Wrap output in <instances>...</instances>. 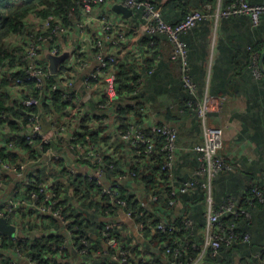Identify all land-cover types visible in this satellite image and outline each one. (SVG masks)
I'll return each instance as SVG.
<instances>
[{"label":"built area","instance_id":"obj_1","mask_svg":"<svg viewBox=\"0 0 264 264\" xmlns=\"http://www.w3.org/2000/svg\"><path fill=\"white\" fill-rule=\"evenodd\" d=\"M111 1L130 9L131 17L112 20L102 10ZM205 9L190 11L182 23L171 27L162 20L153 0H82L81 21L72 31L53 16L28 17L22 32L7 40L6 47L21 48V53L18 65L0 68V74L9 78L19 73L9 85L8 108L0 109V220L14 228L11 236L0 233V264H96L101 256L111 264H152L149 249L139 246L134 255L127 243L129 233L120 230L126 229V219L139 233L174 231V226L163 220L154 226L137 222L122 192L123 187L139 183L131 167L146 161L151 167L156 154L161 155L166 184L159 194L148 196L152 203L161 195L170 199V207L181 208V195L197 189L205 194L202 244L197 243L195 222L183 214L185 237L174 247L163 246L159 262L202 264L206 254L216 258L222 246L236 242L238 221L250 216L233 197L219 205L212 199V181L220 173L231 171L232 166L219 155L223 134L207 124L206 101L195 102L201 141L183 148L192 154L197 167L182 179L177 174L181 147L176 125L153 112L147 100L136 97L144 77L138 78L133 92L120 93L115 73L108 70L125 53L138 49L142 37L165 35L171 45V60L179 62L184 85L195 94L186 74V45L180 34L202 20L217 22L229 16H248L257 26L264 14V2L250 5L246 0H229L224 7L222 0H217L213 6L205 4ZM90 20L99 24L97 36L86 30ZM64 36L71 38L68 44ZM67 48H72V54L59 65L57 73H51L45 51L58 56ZM53 94L59 95L63 111H55ZM20 108L26 110L24 117L18 115ZM137 108L142 113L140 119ZM126 109H133L137 116L128 115L126 127L120 128L119 113ZM85 118L90 119V130L109 141L107 147L94 143L88 135L81 136ZM149 133L163 144L158 147ZM1 153L16 155L20 160L10 162ZM78 178L92 183L96 193L91 192L90 197L94 196L85 204L64 203L59 187L70 188V182ZM254 195L264 202V187L255 189ZM138 201L141 208H148L143 198ZM86 206L91 208L93 218L84 213ZM77 215L87 225L83 234L75 223ZM86 229L92 235H87ZM246 240L248 237L243 236L241 241ZM188 247L197 252L194 257L186 252ZM232 264H241L236 255Z\"/></svg>","mask_w":264,"mask_h":264},{"label":"trees","instance_id":"obj_2","mask_svg":"<svg viewBox=\"0 0 264 264\" xmlns=\"http://www.w3.org/2000/svg\"><path fill=\"white\" fill-rule=\"evenodd\" d=\"M160 1V0H159ZM217 0H166L163 4L162 10H160L162 20L171 27H176L182 23L188 13L192 10L199 9L205 11V4L210 3L215 5ZM229 0H222V4L225 7ZM250 5L261 4L264 0H246ZM155 3V2H154ZM157 6V2H156ZM82 0H0V68L6 66L8 69L18 65L20 63L21 48L6 47V42L11 37L22 32L25 25V20L28 17H40L46 18L53 16L57 21L62 23L67 28H72L79 23L81 17ZM103 8V6H102ZM210 21L202 20L197 26L181 33L179 38L186 45V74L190 82L195 87V94H191L184 85L182 74L180 73V64L178 63L179 75L176 77L175 71L169 64L171 61V45L168 42L165 35H156L153 37L144 36L138 42V49L133 48L132 51L124 54L123 58L117 63L109 66V71L115 73L117 82L119 85L120 93L133 92L135 87L138 86V78L144 77L142 81L140 93L136 95L137 98H146L149 103H154L156 97L166 96L171 100V104L164 109V120L176 125L178 120L184 118H190L195 131L201 133V125L197 118L195 102L201 100L204 94V56L198 54H192V45L190 36L196 31H201L202 26ZM224 25L225 33L222 36L225 40L231 38L233 44H230L229 48L223 45V41L219 42L218 39V64L212 65V76L208 93L221 94L225 93V90L220 89L221 86H215L217 80H221L223 77H227L223 81L224 87H230L233 79L239 77L242 80V90L249 93L247 99V114L242 117V120L246 126L254 129L252 140H261V144H264V133L261 128L264 127V77L258 66V59L264 50V14L260 16V21L257 26H253L250 17L248 16H229L219 20ZM204 30V27H203ZM202 35L203 31H202ZM218 38L220 37L217 35ZM211 37V35H209ZM64 42L68 44L70 41L67 36L63 37ZM94 53V49H91V54ZM76 54V52H75ZM84 53L80 55L83 57ZM196 61H200V65L196 67ZM174 65H176V62ZM153 70V71H152ZM1 71V69H0ZM152 71L150 74L147 72ZM198 73H202L203 79L201 82L197 81L194 76ZM0 74V109L8 108L7 102L10 101L11 96L8 91L9 85L12 79L19 76V73H13L11 76ZM254 85H258V91L255 92ZM28 89L32 88V85L26 86ZM253 95H256L253 98ZM191 102V104H190ZM54 109L56 112H61L65 109V106L61 103L59 95L53 94ZM139 115V119L142 118L140 108L136 109ZM133 109H126L119 113L120 128H125L124 123L128 115L137 116ZM18 115L25 116L26 110L20 108ZM89 118H85L82 123L83 133L82 137L88 135L92 138V141L99 144L102 148L107 147L109 141L105 138L100 139L97 132L89 129ZM153 140L156 141V145L160 147L163 142L154 133H149ZM179 141V140H178ZM195 143V142H194ZM191 143V144H194ZM103 144V145H102ZM197 144V143H196ZM2 158L7 159L10 162H16L20 160V157L16 155H4L1 153ZM194 157L192 154L185 155L184 161L187 163L192 161ZM153 163L150 167L148 161L144 162L142 166L131 167L137 175L138 184L143 187V199L149 203L151 213L149 209L141 208V205L135 197V193H129L128 187H123L122 192L128 200L129 207L134 211V217L139 223H150L154 226L155 223L163 219H157L160 214V209L164 212L170 211L168 223L174 226L173 232L161 233L152 230H146L150 236L153 246L158 247L159 253H163V246L174 247L176 241L184 239L186 231L181 223V216L174 217L173 209L170 207V199L160 195V198L152 203L148 198L149 195L159 194L165 189V179L161 172V155L156 154L152 159ZM195 161V160H194ZM194 163V162H193ZM192 165L194 169L197 167L195 162ZM186 165V164H185ZM177 174L182 176V179H186L189 176L182 175L177 169ZM232 174L231 171H225L220 173L216 178L227 179V176ZM214 186L215 179L212 181ZM74 190V198L78 201H82L85 204L90 198V193H96L94 185L87 180L78 178L72 183ZM137 186V185H136ZM263 185H259L258 182L249 181L246 182L240 189L238 203L240 206L248 210L249 218H243L238 221L237 228V240L231 246H222L220 254L216 258H210L214 264H232L234 256L236 255L241 264H264V216L263 221L258 223L256 221V215L259 217L264 214V202H260L258 199H254V190L261 189ZM90 191V193H89ZM228 197L236 199L234 193H228L224 199H217L212 194V199L216 205L221 204ZM181 202L185 204V216H188L195 222L196 226V239L200 233L198 226L203 223V214L205 212V194L200 189H197L191 193L181 195ZM251 199H254L251 202ZM95 203H100L95 200ZM160 206V207H159ZM76 224L79 227L80 233L83 234L84 228L87 225H83L81 216H76ZM89 221V220H88ZM248 237V240L242 242V238ZM132 252H136L135 246H131ZM188 255L194 257L197 252L190 247L186 249ZM151 253V252H150ZM155 255L153 251L151 253ZM153 259V258H152ZM161 264L158 261H155ZM96 264H111L106 257L101 256Z\"/></svg>","mask_w":264,"mask_h":264},{"label":"crops","instance_id":"obj_3","mask_svg":"<svg viewBox=\"0 0 264 264\" xmlns=\"http://www.w3.org/2000/svg\"><path fill=\"white\" fill-rule=\"evenodd\" d=\"M157 2V7L162 10L164 6L163 0H153ZM119 4V2L111 1L106 2V4L103 5L102 10L109 13V16L112 20L120 21L124 18L121 14L114 13L112 11L113 6ZM208 23H206L204 26H202L201 31H196L193 35L190 36L191 45H192V54H198L200 56H204V94L202 96V99H204L208 105L209 114L208 117L211 119V124L209 126L216 127L219 124H221V128H219L222 131V134H224L223 139V147L219 151L220 157L226 159L230 165L232 166V174L227 176V179H218L215 178L214 186H212V192L211 194L215 195L217 199H224L225 196L228 193H234L236 196V199H239L238 193H240V189L243 187V185L246 182L254 181L258 182L259 185H263L264 183V144H261V140L258 141L252 140L254 129L252 127L246 126L242 120V117L247 114V99L249 97V93L242 90V80L239 77H235L230 85V87H224L223 81L227 79V77L221 78V80H217L215 82V86H221L220 89L225 90V93L216 94V93H208L210 82H211V76H212V65L218 64V39L219 42L223 41V45L226 48L230 47V44H233V40L231 38H228L225 40V37L222 36L223 33H225L224 25L219 21H214V19H209ZM200 28V26H197ZM204 27V30H203ZM99 24L95 20H90L88 23L87 31L90 33V35L97 36L99 33ZM202 31L203 34L202 35ZM211 35V37H209ZM219 35L220 37L218 38ZM260 59V56H259ZM258 59V63H259ZM169 64L172 66V68L175 71L176 68V77L179 75L178 70V63L176 61V65L173 64L175 61H171ZM196 67L200 65V61H196ZM259 66V64H258ZM263 69H264V61H263ZM261 74L264 77V73ZM194 78L201 82L203 79L202 73H198L194 76ZM255 92L258 91V85H254ZM256 95H253V98H255ZM161 98H169L166 96H158L156 97V101L154 103H151L149 108L155 112L157 115L162 117L164 116V109L160 110L158 109L160 103L158 102ZM145 100H147L144 97ZM170 99V98H169ZM148 101V100H147ZM166 107V106H165ZM164 107V108H165ZM176 126L179 128V145L181 147V156L179 158V161L177 163V169L179 172L184 176H190L191 173L194 170V166L192 161H188L185 163L184 157L185 155H188L185 153L183 148L188 147L191 145V143H194L196 141L201 140V135L199 131H195L194 125L190 118H184L182 120H178L176 122ZM217 128V127H216ZM264 133V127L261 128ZM194 135L191 137H186L184 135H189L193 133ZM189 142V143H188ZM188 143V144H186ZM190 155V154H189ZM193 163V164H194ZM186 164V165H185ZM73 182H70L71 187L67 188L65 186L59 187V192L61 193V198L64 203H71L78 201L74 198V188L72 186ZM213 184V183H212ZM130 189L128 192L135 193L136 199H142L144 197L143 190L140 189L143 186L138 184L133 187V184L131 183ZM263 187V186H262ZM90 193V191H89ZM94 196V195H93ZM92 196V197H93ZM92 199V198H90ZM88 206L85 207L86 211H84L85 214L91 216L93 218V212L90 209H87ZM160 207V206H159ZM151 213H154L153 210H151V207L148 206V208ZM173 209V215L172 219L176 216H181L184 213L188 215L185 211V204L182 203L181 208L180 207H174ZM171 214L170 211L164 212L160 209V214H158L157 219H163L168 220L169 215ZM263 215H260L259 217L256 215V221L258 223H261L263 221ZM204 218V215H203ZM170 219V218H169ZM125 223L126 229H121L120 231L123 233H129V236L127 238V243L131 246H135L136 252L133 254H137V248L139 246L143 247L144 249H149V251L152 253L155 252V255H152L153 262L152 264H158L155 261L159 262V259H161V253H159L158 247H155L151 245V239L150 236L147 234L146 231H143L141 233L135 231L133 225L126 221V219H123ZM205 220H203V223L201 226H198L200 229V233L197 238V243L200 245L202 244L203 238L205 236ZM127 227L129 229H127ZM90 229H95L93 226H90ZM86 229L85 232L87 235L90 234L89 230ZM96 242V241H95ZM96 245H98V242H96ZM132 249V248H131ZM204 263L202 264H214L212 260L210 259L209 255L206 254L203 259Z\"/></svg>","mask_w":264,"mask_h":264},{"label":"water","instance_id":"obj_4","mask_svg":"<svg viewBox=\"0 0 264 264\" xmlns=\"http://www.w3.org/2000/svg\"><path fill=\"white\" fill-rule=\"evenodd\" d=\"M112 11L117 14H121L124 19H128L132 15V11L122 4H117L113 6ZM72 54V48H67L62 51V53L58 56H52L48 51H45L44 57L48 61V69L51 73H57L58 67L61 63L66 61L67 58ZM263 61H264V50L262 51L259 59V69L264 73L263 69ZM0 233L4 235H12L14 233V228L8 225L4 220H0Z\"/></svg>","mask_w":264,"mask_h":264},{"label":"rangeland","instance_id":"obj_5","mask_svg":"<svg viewBox=\"0 0 264 264\" xmlns=\"http://www.w3.org/2000/svg\"><path fill=\"white\" fill-rule=\"evenodd\" d=\"M87 27H88V25L86 26V30H87ZM173 64H175V63H173ZM158 102L160 103V105L161 106H159V108L158 109H160V110H163V109H165L164 107L165 106H169L170 104H171V100L169 99V98H161V99H159L158 100ZM208 114H209V109H208V105H206V115H207V124L208 125H210L211 124V119L208 117ZM221 124H219L218 126H216L217 128H221ZM177 127V126H176ZM177 130H178V140H179V128L177 127ZM193 133H191V134H189V135H184V136H186V137H191V136H193L194 135V130L192 131ZM202 134V129H201V133H200V135ZM201 138V137H200ZM223 139L225 140V138H224V134H223ZM201 141V140H200ZM200 141H196L194 144H196V143H199ZM189 143V142H188ZM188 143H186V144H188ZM222 147H223V144H222ZM83 207H84V205H83Z\"/></svg>","mask_w":264,"mask_h":264}]
</instances>
